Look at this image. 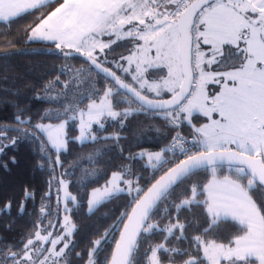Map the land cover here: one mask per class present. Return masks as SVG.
<instances>
[{
    "label": "snow or ice",
    "instance_id": "6c2138e0",
    "mask_svg": "<svg viewBox=\"0 0 264 264\" xmlns=\"http://www.w3.org/2000/svg\"><path fill=\"white\" fill-rule=\"evenodd\" d=\"M48 3L49 0H0V21L10 22ZM25 36V43H54L65 59L72 57L74 50L86 58L89 78L95 71L108 81L99 102L93 99L86 110L79 109L80 135L76 140L81 144L88 142L89 136L96 141L93 125L104 128L103 117L123 126L124 119L133 112L150 111L175 132L160 151L147 154L144 167L153 169V177L164 165L172 166L146 190L148 180L139 174L135 179L125 178L131 177V170L121 169L111 174L103 188L90 194V213L125 193L131 197V212H122L117 218L123 230L108 264H141L139 245L155 232L167 235L163 242L144 250L147 264H162L158 253L168 255V264H176L177 259L182 264H264V0H63L54 11L26 28ZM100 37L108 39L105 42ZM120 40H128L133 50L119 60H109L105 50L110 51ZM203 46H208L207 52ZM22 51L0 52V62L7 65ZM84 71L77 69L75 75ZM128 76L131 82H125ZM209 84L220 86L219 91L210 92ZM149 93L154 95L150 97ZM168 93L170 98L165 99ZM93 94L99 95V90ZM34 99L43 97L37 94ZM122 104L130 107L117 110ZM13 107L17 127L0 125V154L22 140H39L44 159L37 168L47 166L55 180V169L63 166L59 157L66 150L67 121L44 124L42 121L50 118L45 114L41 122L33 125L32 117L25 115L27 106L14 103ZM70 112L73 115L68 119L74 120L77 108L71 104L64 107L62 114L68 116ZM196 113L206 117L207 122L197 127L193 123ZM56 115L59 118L61 113ZM185 122L191 128V139L182 135ZM10 132L16 135H8ZM105 139L119 141L120 136ZM52 152L57 154L55 161L51 159ZM144 155L132 159H142ZM11 163H17L15 156ZM0 167L7 171L9 165L0 163ZM200 172L209 173L210 178L202 185L200 181L192 183L191 195H187L186 182ZM141 180L145 186L140 185ZM69 186L70 182L63 178L57 182V213L61 199L65 212L71 211L69 202L77 203ZM182 186L185 198L176 203V189ZM257 193L261 194L258 199ZM34 197V191L25 186L18 215L26 212L27 201ZM50 198V192L42 198L34 233L12 243L0 240V264H70L68 256L74 249L68 237L73 235L74 226H70L67 215L59 233L49 231L55 227L53 222L43 225L42 217L51 214L50 205L43 201ZM173 207L177 212L175 223L171 222ZM11 208L12 200L8 199L0 207V214H10ZM195 208L201 211L193 213V220L179 221L181 210ZM155 215L168 216L169 223L159 228L158 223L150 222ZM14 222L7 224L9 231ZM230 222L238 223L241 230L227 243L205 238L210 233L215 235L214 230L222 223ZM189 228L199 234L189 238ZM170 237L175 238L176 246H166ZM185 240L188 249L182 250L179 244ZM100 244L101 240L93 242L87 264H94L93 256ZM76 256L80 258L81 253Z\"/></svg>",
    "mask_w": 264,
    "mask_h": 264
},
{
    "label": "trees",
    "instance_id": "16d2710c",
    "mask_svg": "<svg viewBox=\"0 0 264 264\" xmlns=\"http://www.w3.org/2000/svg\"><path fill=\"white\" fill-rule=\"evenodd\" d=\"M63 0H51L47 5L37 10H32L29 14L21 17L13 18L10 22H0V52L14 51L16 49L23 50L20 54L12 57L11 62L7 65L0 62V125L17 127L14 123V113L16 109L14 103H18L20 107L27 106L25 115L32 117L33 125L41 122V117L48 114L50 107H54L49 100L34 99L47 92L46 86L49 88L56 83L66 81L70 77V68L86 69L89 64L79 57L63 58L59 54V50L55 48V44L45 42H29L25 43V29L34 26L39 22V18L46 16L49 12L54 11L59 3ZM132 44L128 40L118 41L112 45V49L107 51L109 59L119 60L121 55L128 54ZM70 65V66H68ZM63 69V73L62 70ZM165 74V72H164ZM7 76V80L4 77ZM91 78L94 83L95 90H99V95L93 94V99H100L103 90L108 87V81L103 77L97 76L95 71L91 72ZM58 81V82H57ZM59 87V84L55 85ZM130 105L122 104L119 109L123 110ZM135 107V105H131ZM193 123L198 127L201 123H205L204 118L194 115ZM55 121L52 118L44 119L42 122ZM104 128L94 127V135L97 137L95 142L89 141L80 144L76 141L78 130L76 124L72 123L68 127L66 150L60 153V160L63 162L62 167L55 169L54 175L61 176L70 182L68 191L71 195L77 196V203L72 206L70 217L74 224V232L72 235L71 248L68 260L70 264H87L88 251L93 248V242L101 240L98 251L93 257L94 264H108L112 250L117 241L120 230L123 226L117 218L122 212H130L131 197L124 195L118 196L111 201L97 207L93 212H88V199L90 192L96 188H103L108 179L111 178L113 172L123 169L131 170V177L135 179L139 174L148 180V185H144V180L139 181L141 186H150L154 179H158L168 167L172 165H164L159 171L155 172L153 177V169L145 168L146 161L144 158L133 160L144 151L155 152L160 151L166 144L171 141V137L175 132L166 127L165 121L159 116H155L150 112H133L123 121V126L118 121L106 120ZM159 129V131H157ZM182 133L186 136L192 135L190 126L185 125ZM119 135L120 139H105V137H114ZM8 135L15 136V132ZM42 139H44L42 137ZM15 156L17 163H11V157ZM57 156L55 152L51 153V159ZM91 156V162H89ZM44 157L40 152V141H31L25 139L20 141L14 148L9 147L3 154H0V163H8L9 168L5 171L0 167V207L8 200H12V208L10 214H0V240L12 243L21 239L29 233H34V225L40 218V209L42 198L46 192H50L49 181L52 180L53 174L50 169L45 166L43 169L37 168V164L42 162ZM178 162V161H177ZM62 173H66L62 176ZM210 178L209 173L200 172L186 182L188 189L187 195H191V184L200 181L201 185ZM27 186L34 191V199L27 201V209L23 215H18V207L23 196V189ZM183 187L176 189L175 202L179 203L185 196L182 195ZM260 193L256 194V198L260 197ZM203 199V197H201ZM55 196L51 193L50 200L43 203L49 204L51 214L42 217L43 224L50 220L54 222L57 216L54 215ZM163 207V205L161 206ZM198 208L189 211L187 209L179 212V221L184 222L185 218L193 220L194 212H200ZM171 222H176L177 212L173 207L171 209ZM126 220V217H124ZM196 219H199L198 217ZM15 221L11 230L7 229V224ZM150 222L158 223L159 228H164L169 223V217L155 215ZM206 226V225H205ZM117 228V229H116ZM241 228L235 223H222L215 235L210 233L206 239H216L218 243H227L232 239ZM116 234H115V233ZM192 228L187 230V235L191 238L198 235ZM164 235L167 233L155 232L147 240H142L139 245L138 259L141 264H147V259L143 255L144 250L150 246H154L163 242ZM179 235V232H176ZM103 237V239H101ZM174 237H170L166 246H176ZM22 247V245H21ZM179 247L188 249L187 240L181 242ZM192 251L193 249H189ZM76 253H81L78 258ZM160 255L162 264H168V255ZM202 255V254H201ZM187 257H185L186 259ZM176 264H182L177 259Z\"/></svg>",
    "mask_w": 264,
    "mask_h": 264
},
{
    "label": "rangeland",
    "instance_id": "374dc122",
    "mask_svg": "<svg viewBox=\"0 0 264 264\" xmlns=\"http://www.w3.org/2000/svg\"><path fill=\"white\" fill-rule=\"evenodd\" d=\"M112 39H115V36H113ZM120 41H124V40H120ZM131 47H132L131 50H133V45ZM202 50L207 52L208 51V46H203ZM64 51H69V50L64 49ZM71 51L75 53L74 50H71ZM96 51H97V53H99V48H97ZM105 51L107 52L108 50L106 49ZM127 55L128 54H125V56H127ZM109 60H113V59H109ZM122 63H125L126 67L128 66L126 62H122ZM68 66H70V65H68ZM106 66H110L111 67V65H106ZM132 67H134V65ZM87 69L88 68L84 69L85 71H84L83 74L77 76V75H75L77 69L70 68V74H69L70 77H68V79L66 81L56 83V84H59V87H56L55 86L56 84H55V85H53V86H51L49 88V91L44 92L41 95L44 100H49L54 105V107H50V109H49V117L52 118L55 121H48V122H43V123L44 124L57 125L59 123L67 121L65 129H64L65 138L67 137L68 127L72 123L76 124V128L78 130L77 137L80 135L79 109H85V110L87 109L88 104L91 103L92 100H93V98H92L93 97V93H94V91H96L95 88H94L93 80L91 78V74H90V78H89V73L87 72ZM164 72L166 74L167 70L164 69ZM121 75H122V78H123V74H121ZM125 82H131V76H128L126 78ZM66 85H69V86L65 87ZM219 88H220V86H218L216 84H209L208 85V90L210 92H212V93L218 92ZM148 95L151 97V96L154 95V93H149ZM170 95H171L170 93L165 94L164 98L168 99V98H170ZM96 101L99 102V99H97ZM69 104H71L73 107L77 108V112L75 114V119L74 120L68 119L69 116L73 115L71 112L68 113V116H65V115L62 114L64 112V107L68 106ZM57 113H61L59 118H57V115H56ZM194 115H198V116L204 118L205 123L207 122V118L201 116L199 113H196ZM214 118L219 119L218 114H214ZM108 119L112 120L111 118H109L107 116L103 117L102 118V123L105 124L106 120H108ZM94 127H98V126L94 124L93 128ZM43 138L46 140V137H43ZM89 141H92L91 140V136H89V138H88V142ZM77 142L80 143L79 141H77ZM62 152H64V151H62ZM156 152H158V151H155V152L144 151V152H142V153L145 154L143 158L145 159L146 164L148 163L147 154L148 153H156ZM56 158H57V156L54 158L53 161H55ZM153 162H155V161H153ZM61 178H62L61 176L55 175V180H53V178L51 180L52 186L50 187V193H53V195L55 196V200H56L53 210H54V215L57 216V220L59 221V223H56L57 220L54 221L53 223L55 224V227L49 228V231H51L53 233L61 232L63 230L64 217L66 215L70 217V212H65V210H64L65 209V203H64V201L62 199L59 202V209H60L59 213H57V211H56V209H57V192H56V188H57V182ZM91 193H92V191L90 192V194ZM60 195H61V197L63 196V191H61ZM89 197H90V195H89ZM75 204L69 202L67 206H68V208L71 209L72 206H74ZM48 211H51V209H48ZM88 212H89V209H88ZM46 215H45V217H46ZM70 220H71V225L70 226H74L71 217H70ZM49 222H50V220L45 222L43 225L44 226H48ZM236 224L241 228V226L238 223H236ZM74 229H75V227H74ZM53 238H55V237H53ZM68 240H70L72 242V235L70 237H68ZM48 246L50 247L51 245L49 244ZM62 246H63L62 244L58 245L57 248L62 247ZM70 247H71V244H70ZM149 255H150V253H149Z\"/></svg>",
    "mask_w": 264,
    "mask_h": 264
},
{
    "label": "water",
    "instance_id": "95a60500",
    "mask_svg": "<svg viewBox=\"0 0 264 264\" xmlns=\"http://www.w3.org/2000/svg\"><path fill=\"white\" fill-rule=\"evenodd\" d=\"M72 57H79V58H81V59H83L84 61H86V58L85 57H82L80 54H77V53H74L73 52V56ZM101 77H102V74L100 75ZM150 112V111H149ZM150 113H152V112H150ZM130 212H131V210H130ZM123 230V226H122V228H121V230H120V232ZM120 239V233H119V235H118V238H117V241ZM116 241V242H117ZM115 246H116V243H115ZM115 246H114V248H113V250L115 249ZM113 250H112V252H113ZM111 256H112V253H111ZM111 256H110V259H111ZM109 259V260H110Z\"/></svg>",
    "mask_w": 264,
    "mask_h": 264
},
{
    "label": "crops",
    "instance_id": "0c3cea01",
    "mask_svg": "<svg viewBox=\"0 0 264 264\" xmlns=\"http://www.w3.org/2000/svg\"><path fill=\"white\" fill-rule=\"evenodd\" d=\"M49 1H51V0H49ZM0 22H3V21H0ZM100 39H102L106 42L108 38L107 37H100ZM45 43H51V42H45ZM52 44H54V43H52ZM67 50H69V49H67Z\"/></svg>",
    "mask_w": 264,
    "mask_h": 264
},
{
    "label": "built area",
    "instance_id": "2783aa9c",
    "mask_svg": "<svg viewBox=\"0 0 264 264\" xmlns=\"http://www.w3.org/2000/svg\"><path fill=\"white\" fill-rule=\"evenodd\" d=\"M182 135H184L183 133H182ZM185 137H187V138H189V139H191V137H192V135H190V136H186V135H184ZM170 143V142H169ZM184 157H180V159H183Z\"/></svg>",
    "mask_w": 264,
    "mask_h": 264
}]
</instances>
